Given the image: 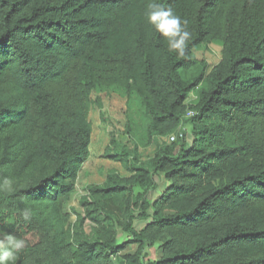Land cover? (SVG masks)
<instances>
[{
	"label": "trees",
	"instance_id": "16d2710c",
	"mask_svg": "<svg viewBox=\"0 0 264 264\" xmlns=\"http://www.w3.org/2000/svg\"><path fill=\"white\" fill-rule=\"evenodd\" d=\"M151 3L187 22L182 56ZM102 94L125 101L129 143L110 133L103 158L130 175L90 185L71 225ZM2 233L25 242L14 264H264V0H0Z\"/></svg>",
	"mask_w": 264,
	"mask_h": 264
},
{
	"label": "rangeland",
	"instance_id": "374dc122",
	"mask_svg": "<svg viewBox=\"0 0 264 264\" xmlns=\"http://www.w3.org/2000/svg\"><path fill=\"white\" fill-rule=\"evenodd\" d=\"M196 56L200 61L206 62V64L208 65L207 72H209L219 62L221 54H220L219 48H217L215 46H209L208 48L202 47L201 51L196 53ZM96 97L97 96L95 94H93L92 95V101H95ZM102 97L106 99L105 103L108 102L107 107L104 108V110H103V114H104L103 117H104L106 122L103 124V123H101V121L98 118L95 119V121H94V119L92 118V115L89 117V120L94 121V123H93L94 125H92L93 126V133H92L93 140H92L91 145L93 147L95 146V149L91 147V153L95 154L98 160H103L102 156H101V152L103 150L104 145L107 142H109L110 133H113L116 136L115 139L118 143L129 145L127 138L122 135V128H123V124H124L125 104H123V102H121V103H119L118 108H116L112 104V99L110 100L111 95L102 94ZM92 109L94 110V112L97 116V110H95L94 107ZM113 131H115V132H113ZM186 133H189V131L187 129H186ZM154 147H155V145H153V148ZM153 148H150V149L144 150V151L142 150L141 151V160H146L150 156H152ZM163 188H164V186H163ZM155 197H156L155 193L150 195L151 200H153ZM77 198H79V196L78 197L75 196V198H73L71 200V202H69L68 204L65 205V211L70 214V224L71 225L74 224L76 221V212L77 211L79 213L81 212L83 215L82 208L77 204ZM69 204H71V205L75 204L76 209L70 208ZM71 209H73V210H71ZM93 227H94V225L89 221H84V223L82 224V230L86 235L91 234ZM137 228H138V226H137ZM118 238H119L120 242H123L125 240V236L122 234L120 229H118ZM136 249H137V246H130L127 248L125 253L132 254L135 252ZM143 253H144L145 261H147V262L157 260L160 256L159 244H157L154 247L145 248Z\"/></svg>",
	"mask_w": 264,
	"mask_h": 264
},
{
	"label": "clouds",
	"instance_id": "9594fccd",
	"mask_svg": "<svg viewBox=\"0 0 264 264\" xmlns=\"http://www.w3.org/2000/svg\"><path fill=\"white\" fill-rule=\"evenodd\" d=\"M147 22L156 33L167 42L170 52L183 55L191 33L187 30L186 21L166 9L162 4L151 3L146 13ZM25 242L8 233L0 234V264H14L17 253L23 249Z\"/></svg>",
	"mask_w": 264,
	"mask_h": 264
},
{
	"label": "crops",
	"instance_id": "0c3cea01",
	"mask_svg": "<svg viewBox=\"0 0 264 264\" xmlns=\"http://www.w3.org/2000/svg\"><path fill=\"white\" fill-rule=\"evenodd\" d=\"M220 52H221V50H220ZM111 99H112V104L116 108H118V105L121 102H123V104H125V101L123 99H121V98L119 99L118 96L111 95L110 100ZM105 100H106L105 98H103V97L101 98V102H102V105H103V109L101 110L102 113H103L104 108H106L107 107V104H108V102L105 103ZM95 110H97V116H96L94 110L91 109L90 114H89V117L92 115V118L94 119V121L97 118L100 120V110H98L97 108H95ZM94 121H91L92 125H94L93 124ZM92 133H93V126H92ZM92 140H93V137L91 136V143H92ZM107 143L104 145L103 150L101 152V156H102V159L103 160H98L97 157H96V155L93 154V153H91V147L95 149V146L93 147L90 144V157H89L88 161L82 166V168L80 169V171L78 173L76 193L72 197V199H73V198H75V196H77V197L79 196V198H77V204L78 205H79L80 198L82 196L86 195L88 187L90 185H102L104 183L105 178H106V175H107V173L109 171H116L122 177H128L130 175L122 167V165L120 163H116V162H113V161H109V160H106V159L103 158V151H104V148L107 145ZM150 148H153V145ZM150 148H148V149H150ZM148 149H145V150H148ZM141 151L142 150L139 151L140 154H141ZM154 151H155V147L153 148L152 153H154ZM163 186L165 188V183L163 181L162 182L159 181V187H158V189L155 192L151 193V194H154L155 193L156 194V197L153 200H151V198L149 197V199L151 201H154L159 196V194L164 190ZM69 207L76 209L75 208V204H72V205L69 204ZM77 213H79V212L77 211ZM79 214L82 215L81 212ZM144 225H145V223L138 222V223L135 224V227L137 228V226H138L137 229H141L142 227H144Z\"/></svg>",
	"mask_w": 264,
	"mask_h": 264
},
{
	"label": "built area",
	"instance_id": "2783aa9c",
	"mask_svg": "<svg viewBox=\"0 0 264 264\" xmlns=\"http://www.w3.org/2000/svg\"><path fill=\"white\" fill-rule=\"evenodd\" d=\"M193 115H194L193 112L188 111L186 117H187V118H190V117H192ZM176 136L181 137L182 135H180V133H179L178 135L173 134V135H171L170 137H168V138H166V139H163V141L173 142V141L176 139Z\"/></svg>",
	"mask_w": 264,
	"mask_h": 264
}]
</instances>
